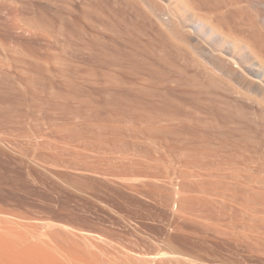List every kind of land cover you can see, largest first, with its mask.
Wrapping results in <instances>:
<instances>
[{"label": "rangeland", "instance_id": "374dc122", "mask_svg": "<svg viewBox=\"0 0 264 264\" xmlns=\"http://www.w3.org/2000/svg\"><path fill=\"white\" fill-rule=\"evenodd\" d=\"M18 7H0V230L75 264H264L259 154L194 134L182 113L100 97L66 71L61 35L23 32Z\"/></svg>", "mask_w": 264, "mask_h": 264}, {"label": "bare ground", "instance_id": "6f19581e", "mask_svg": "<svg viewBox=\"0 0 264 264\" xmlns=\"http://www.w3.org/2000/svg\"><path fill=\"white\" fill-rule=\"evenodd\" d=\"M17 1L23 32L32 40L61 35L66 71H78L100 97L184 114L194 134L222 135L231 153L259 154L264 182V0H141L143 10L131 0H35L33 16L32 0ZM20 234L0 230V264H75L51 241L37 234L29 244Z\"/></svg>", "mask_w": 264, "mask_h": 264}]
</instances>
